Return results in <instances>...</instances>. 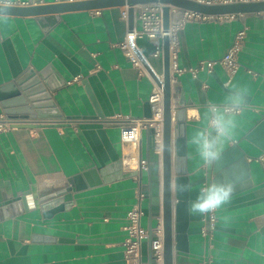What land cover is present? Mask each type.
<instances>
[{"label": "crops", "instance_id": "obj_1", "mask_svg": "<svg viewBox=\"0 0 264 264\" xmlns=\"http://www.w3.org/2000/svg\"><path fill=\"white\" fill-rule=\"evenodd\" d=\"M65 1L76 0H40V4ZM126 9L127 5H113L26 16L0 14L5 17L0 20V85L28 69L45 67H50L56 83L65 80L50 91L61 117L17 118L12 128L0 131V199L1 191L9 188L13 195L28 192L34 203L0 219V264L126 263L124 226L127 211L148 178L143 170L141 183L140 158L146 159L150 128L143 130L138 146L122 143L120 123L111 118L119 113L147 116L155 85L146 67L135 66L120 47L128 31ZM135 25L139 28L137 20ZM242 29L245 38L236 72L229 74L219 65L191 72L202 61L222 57ZM135 41L162 75V58L152 55L161 39L138 36ZM178 64L183 70L172 81V107L183 95L189 250H174V264H264V127L249 137L264 120V12L187 21L179 30ZM16 89L30 101L19 83ZM235 90L242 92L243 104L219 156L233 147L244 152L248 176L242 177L240 167H235L234 154L226 155L221 167L232 179L224 184L232 191L217 208L213 238L206 243L200 233L203 213L192 212L191 205L207 188V179L214 177V162L203 163L192 138L208 126L209 107H222ZM0 112L6 115L1 102ZM174 122L173 117L175 195ZM157 150L162 153L161 144ZM130 158L137 160L134 167L125 164ZM90 170L95 171L84 174ZM160 171L162 176V165ZM75 177L80 189L71 192V200H48L52 205L42 209L39 198L69 186ZM141 203L142 225L148 229L150 199L144 195ZM148 250L147 237L142 244L144 264Z\"/></svg>", "mask_w": 264, "mask_h": 264}, {"label": "water", "instance_id": "obj_2", "mask_svg": "<svg viewBox=\"0 0 264 264\" xmlns=\"http://www.w3.org/2000/svg\"><path fill=\"white\" fill-rule=\"evenodd\" d=\"M150 2H160L163 4V27L169 28L170 6H176L185 9L200 11L206 14H231V13H249L264 12V0H240L220 3H207L200 0H76L57 3L37 4L31 6L21 5H5L0 4V14L11 15H37L46 13L62 12L74 9H98L113 5L128 6V28L133 29L136 24L134 5ZM131 45L139 55L144 67L148 70L153 80L163 89V134L161 151L159 154L157 148L154 129L149 130V136L146 144V160L148 162V178L142 183V169L140 170L141 191L150 199V225L148 228L149 250L148 262L152 263V240L156 238L153 233V227L158 223V216L162 217L163 224V246H164V264H174V250L188 251L189 242L187 228L189 225V177L187 175V155H186V107L187 102L183 95L175 101V108L172 107V81L170 70V50L169 39L165 35L162 38V61H163V78H159V74L150 64L148 58L140 50V48L131 39ZM50 67L35 71L34 69L26 70L21 76L14 81L0 85V102L10 118H58L61 113L57 112L56 104L50 95V91L64 83H56L54 76L51 75ZM16 83H19L24 93L31 101H26L20 90L16 89ZM32 103L34 109L30 106ZM147 117L152 115L151 104L148 102ZM175 118L174 126V163L176 191L172 193V118ZM264 127V120L260 121L250 132L251 137L256 131ZM234 154L237 162L235 167H240L242 177L248 176L245 170L248 164L244 159V152H239L236 148H231L222 156H219L213 165L214 177L207 179V187L216 184L224 185L232 179H227L222 162L226 155ZM142 159V155L140 160ZM162 165V176L160 167ZM95 170L85 172L89 175ZM244 173V174H243ZM209 170L208 177H211ZM78 177L72 179L70 185L57 190L51 194H46L39 198L42 202V209L52 205L53 202L66 203L71 200V192L80 189ZM162 178V183H161ZM181 186L184 190L181 191ZM24 192L21 195H13L9 188L1 191L0 199V219L10 217L24 212L29 206H34L32 201ZM174 198L176 201L174 202ZM53 200V202H47ZM20 206V207H19ZM20 210V211H19Z\"/></svg>", "mask_w": 264, "mask_h": 264}, {"label": "built area", "instance_id": "obj_3", "mask_svg": "<svg viewBox=\"0 0 264 264\" xmlns=\"http://www.w3.org/2000/svg\"><path fill=\"white\" fill-rule=\"evenodd\" d=\"M207 3L228 2L227 0H200ZM0 4L5 5H21L31 6L40 4V0H2ZM135 18L139 22V28L135 25L133 29H129L120 42V47L124 50L127 57L135 66L144 68V65L131 45V39L136 44L135 39L139 36H147L150 38H159L161 42L156 44L152 55L161 57L163 53L162 38L167 35L169 39L170 50V70L171 81H176L182 73V68L178 64V47H179V30L184 23L191 20L203 21L216 18L234 17L236 13L231 14H206L200 11L170 6V23L169 28L163 27V4L160 2H150L134 5ZM123 16L128 17V6L123 11ZM245 38V29L237 32L232 45L225 54L216 59L202 61L198 66L191 68L192 73H198L200 70H211L215 65L223 67L229 74L236 72L239 66V53L241 51ZM137 45V44H136ZM155 82V81H154ZM155 83L149 102L151 104L152 115L150 117H134L129 114H116L111 119L120 123V139L122 143L138 146L142 140V133L145 128H153L158 145L162 143L163 134V89H160ZM213 106V105H212ZM216 106V105H215ZM17 120L10 118L0 112V131L12 128ZM142 170L148 169V162L145 158L140 160ZM144 194L139 191L136 202L127 211L125 230L127 232L124 241V257L125 264H144L142 244L143 240L149 236L148 229L142 225V217L144 209L142 207V199ZM217 208L202 214V224L200 233L206 243H211L213 233L217 222ZM158 223L153 227V233L156 238L152 240V263L164 264V246H163V224L161 215L158 216ZM210 262L211 260L208 259ZM208 262V263H209ZM206 264V261H204Z\"/></svg>", "mask_w": 264, "mask_h": 264}, {"label": "clouds", "instance_id": "obj_4", "mask_svg": "<svg viewBox=\"0 0 264 264\" xmlns=\"http://www.w3.org/2000/svg\"><path fill=\"white\" fill-rule=\"evenodd\" d=\"M3 19L5 17L0 16V20ZM242 104L243 94L240 90H235L234 94L226 98L222 107L215 105L209 107L206 113L208 126L198 130L192 138V143L196 145L205 165H210L218 158L223 143L231 138L232 129L235 127L234 117L241 111ZM180 190L183 191L184 187L181 186ZM231 191V186L212 184L201 190L197 200L191 205V211L205 213L218 208L227 202Z\"/></svg>", "mask_w": 264, "mask_h": 264}, {"label": "bare ground", "instance_id": "obj_5", "mask_svg": "<svg viewBox=\"0 0 264 264\" xmlns=\"http://www.w3.org/2000/svg\"><path fill=\"white\" fill-rule=\"evenodd\" d=\"M159 78H163V75L159 74ZM160 89L162 90V87H160ZM136 163H137L136 158L125 159V164L130 167H134Z\"/></svg>", "mask_w": 264, "mask_h": 264}, {"label": "rangeland", "instance_id": "obj_6", "mask_svg": "<svg viewBox=\"0 0 264 264\" xmlns=\"http://www.w3.org/2000/svg\"><path fill=\"white\" fill-rule=\"evenodd\" d=\"M162 58V57H161Z\"/></svg>", "mask_w": 264, "mask_h": 264}]
</instances>
